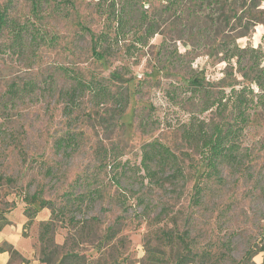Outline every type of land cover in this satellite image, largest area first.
<instances>
[{"label": "rangeland", "instance_id": "374dc122", "mask_svg": "<svg viewBox=\"0 0 264 264\" xmlns=\"http://www.w3.org/2000/svg\"><path fill=\"white\" fill-rule=\"evenodd\" d=\"M113 1L118 7L121 0H42L35 10L31 0H0L40 33L36 47L12 49L8 33L0 40V215L8 220L4 231L34 249L22 257L3 243L18 253L10 264L21 257L39 264L40 223L52 217L24 196L39 192L61 205L63 193L81 192L86 183L103 193L77 215L97 217L88 224L91 240L79 241L67 219L54 223L55 241L68 249L75 238L87 264L111 261L104 241L94 247L109 226L134 264H172L182 251L166 243L167 234L186 237L198 254L194 264H257L264 259V90L251 83L256 96L240 135L242 160L221 168L223 184L201 177L204 165L183 136L221 113L201 110L204 96L190 80L212 96L250 84L244 74L254 75L252 51H241L248 46L260 47L264 67V0H182L180 11L166 10L165 0H139L145 15L161 14L155 34L141 40L146 24L121 31L107 19ZM105 32L108 41L95 52L93 40ZM236 47L240 63L227 59ZM74 76L108 86L110 96L90 88L70 96ZM27 82L33 87H23ZM10 84L20 87L16 97ZM152 140L177 155L181 176L165 168L157 181L143 178V146ZM197 184L206 187L194 205Z\"/></svg>", "mask_w": 264, "mask_h": 264}, {"label": "trees", "instance_id": "16d2710c", "mask_svg": "<svg viewBox=\"0 0 264 264\" xmlns=\"http://www.w3.org/2000/svg\"><path fill=\"white\" fill-rule=\"evenodd\" d=\"M32 8L37 9L42 0H31ZM209 2V5L217 3L218 0H202ZM182 0H165V8L168 11H180V5ZM117 4V3H116ZM138 4L141 6L139 0H121L118 2V7L115 6L114 1L112 3L113 8L107 11V19L111 20L116 30H125L129 25L135 22H141V25H145V32L139 35L138 38H148L155 34L156 29L160 23L161 14L157 16H147L144 12L140 11ZM10 4L7 6H0V40L5 33L10 36L9 47L12 49H22L25 46L36 47L37 35H40L37 31L38 28L29 26L28 22H19L10 16L8 9ZM41 37H43L41 35ZM41 40H44L41 38ZM139 40V39H138ZM108 41V34L99 33L93 40L94 51H100L104 43ZM243 52H249L252 63L249 65L253 69L254 75L244 74L245 78L249 80L250 84L242 85L239 88L231 87L229 92H221V95H208L206 90H203L201 85L190 80L188 85H192V91L194 93H202L204 96L202 111H206L215 108L217 111H221L220 119L211 123H207L208 127H193L190 125L185 130L183 136L186 141H189L192 148H194L199 156L200 161L204 165V169L201 172V177H205L206 180H212L216 183L223 184L224 180L221 176V168L223 166H234L241 162L240 150V135L245 128L246 124L250 119V108L256 95H253V82L255 86L260 87L264 90V67L259 66L262 52L260 47H246L241 48ZM236 56V62H241V54L239 48L235 50H228L227 59L234 58ZM93 83V82H92ZM32 82H27L23 87H33ZM90 88L102 99H108L110 96V90L108 86L102 83L95 82L90 84V81H84L81 77L74 76V84L70 90V96L75 95L79 91ZM8 91L11 97L19 95L20 87L17 84H10ZM259 96V95H258ZM257 102V101H256ZM206 125V124H205ZM70 138V136L68 137ZM67 138V139H68ZM171 169V177H178L183 174L182 168L179 165L177 155L172 152L168 146L159 142L158 140H152L147 142L143 146L142 159L140 162V169L145 173L143 178H147L149 182L158 179V174L163 173L164 169ZM157 177V178H156ZM156 178V179H155ZM83 182V181H82ZM84 190L75 193L74 191L63 193L65 195L64 203L56 205L53 201L47 200L39 195V192H34L31 195L24 196L27 203L38 202L40 209L49 208L52 217L46 221H42L40 226L42 228L39 234V241L42 247L39 249V264H87L90 259L89 255L80 254L76 252L75 247L79 245L78 241L71 240V245L68 249H65V245H60L55 241L56 224L54 221L58 218L65 220L68 225L74 227L75 236L78 237L79 241H90L91 232L89 231L88 224L90 220H97V217L92 218H77L80 213H86L82 207L86 202L88 208H92L93 203L103 197V193L99 187L92 186L91 184H85ZM206 186L197 184L194 188L192 201L194 205L199 204L202 199V192ZM138 199V198H137ZM28 211V210H26ZM36 210L29 212L31 215ZM83 215V214H82ZM8 223V220L4 216L0 215V229ZM116 229L109 226L101 241L94 247L96 250H101L103 247V241L106 244L104 246L111 252V261L108 264H134L131 261V255L124 253L120 246H124L125 243H119L116 241ZM168 245L172 247L179 245L181 251H175L176 257L172 264H194V257L198 256L197 253H192L189 243L186 242V237L177 234H167ZM68 239H66L67 241ZM10 253H16L15 250L9 249ZM202 258L206 254L201 253ZM199 258H201L199 256ZM201 258V263L203 259ZM158 258L155 257V261ZM21 262L30 263L24 258H20ZM168 264V262H167ZM260 264H264V259Z\"/></svg>", "mask_w": 264, "mask_h": 264}, {"label": "crops", "instance_id": "0c3cea01", "mask_svg": "<svg viewBox=\"0 0 264 264\" xmlns=\"http://www.w3.org/2000/svg\"><path fill=\"white\" fill-rule=\"evenodd\" d=\"M6 226V225H4ZM0 229V264H10L11 261V253L9 249L3 246V243H10L13 245V249L18 250L22 257L29 256L30 258L34 256V249L33 247H26V244L21 241L19 234L16 236H9L6 231H4L5 227ZM29 254V255H27ZM262 260L257 259L256 263L260 264ZM20 264H30L21 262Z\"/></svg>", "mask_w": 264, "mask_h": 264}]
</instances>
